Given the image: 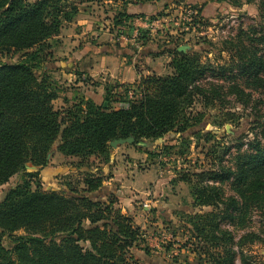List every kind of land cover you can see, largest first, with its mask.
Masks as SVG:
<instances>
[{"label":"trees","instance_id":"trees-1","mask_svg":"<svg viewBox=\"0 0 264 264\" xmlns=\"http://www.w3.org/2000/svg\"><path fill=\"white\" fill-rule=\"evenodd\" d=\"M153 1L161 0H125V4L143 6ZM77 12L68 0H0V56L20 54L16 62L0 60V186L28 171V165L37 168L30 169L0 201V264H136L126 255L138 230L114 210V201L108 198L112 191L103 187L100 178L86 174L80 190L64 184L66 191L46 192L38 180L32 188V181L47 166V154L57 144L63 157L84 161L107 156L113 140L159 142L169 132H184L199 122L192 125L188 115L196 99L203 107H212L220 98L222 85L200 83L207 74L222 78L235 73L245 79L246 88L264 93V45L262 51L250 52L242 43L235 46L230 62L214 68L201 63L196 54L171 53L172 74L142 78L139 97L125 109L88 100L56 110L51 80L37 70L51 59L49 40ZM141 16L123 9L117 17L127 21ZM261 22L258 44L264 43V19ZM228 88L243 93L234 84ZM247 147L238 149L230 166L219 162L215 171L192 175L197 180L191 186L198 205H224L229 219L233 213L242 217L252 209L264 210V142L254 139ZM184 181L191 182L186 177ZM205 181L229 182L237 198L224 199L221 187L203 185ZM217 228L213 226L214 231ZM195 229L202 234V228ZM20 230L24 235L14 236ZM5 236L12 239L9 250L2 246ZM222 259H214L213 264H233L234 253L229 250Z\"/></svg>","mask_w":264,"mask_h":264},{"label":"rangeland","instance_id":"rangeland-1","mask_svg":"<svg viewBox=\"0 0 264 264\" xmlns=\"http://www.w3.org/2000/svg\"><path fill=\"white\" fill-rule=\"evenodd\" d=\"M68 1L77 8L79 21L87 18L90 29L113 36V42L107 43L117 53L116 60L128 67L123 72L129 81L119 84V80L106 78L110 79L107 83L100 77L91 79L77 72L75 78L82 86H65L64 82L56 87L43 66L39 68V74L50 78L57 98L58 92L66 93L75 97L72 104L90 100H79L77 96L84 97L86 92L96 105L127 107L139 97L142 78L172 74L169 63L175 51L196 54L201 63L214 68L230 62L236 45L243 43L250 52L262 51L264 45L256 42L261 35L264 0H161L143 6L126 5L125 0ZM123 9L130 15L144 16L119 21L117 16ZM158 12L161 15H156ZM68 26L64 24L61 31L68 32ZM88 37L83 39L89 40ZM19 59L20 54L0 56V60L12 62ZM135 73L141 75L136 84L132 82ZM206 77L201 84L218 83L223 88L212 107H203L196 99L188 110L190 123L199 121L194 127L180 133L169 132L159 142L144 140L145 146L124 144L111 148L108 144L107 156H91L84 161L74 157L55 160L51 167L64 170L55 185L45 184L39 175L32 181V188L38 180L46 192L66 191L64 184L80 190L86 174L100 178L102 185L112 190L108 198L114 201V210L138 230V238L126 255L136 264H213L214 259L223 261L229 250L234 253L233 264H264V210L252 209L242 217L233 213L234 218L229 219L224 205H198L191 186L197 181L193 174L215 171L219 162L230 166L238 149L246 151L254 139L264 142V93L246 88L245 79L235 73H225L222 78L210 74ZM233 84L243 93H233L228 88ZM56 100V110L70 106L59 109L60 101ZM56 146L47 154L51 157L46 156L47 164L54 157L51 153ZM79 163L81 167H77ZM30 167L27 166L28 171ZM28 171L0 186V201L9 189L22 182ZM51 174L48 169L42 176L48 181ZM185 177L190 178V184L184 181ZM206 184L221 187L224 199L237 198L229 182H203ZM197 227L203 229L202 234ZM20 235H24L21 230L14 234ZM2 246L11 249V237H3Z\"/></svg>","mask_w":264,"mask_h":264},{"label":"crops","instance_id":"crops-1","mask_svg":"<svg viewBox=\"0 0 264 264\" xmlns=\"http://www.w3.org/2000/svg\"><path fill=\"white\" fill-rule=\"evenodd\" d=\"M79 18L80 16H77L72 22L68 23V32L64 33V30H62L58 36L49 40L51 46V59L43 65V71L51 77L56 87L62 86L64 82H67L65 86H69L68 83H71L72 86L75 87L82 86L75 78L77 72L91 79L100 77L101 81L105 82L107 80V83L110 79L119 80V84H123L124 82L129 83L128 80L124 79L125 73L123 72L128 67H124L123 62L120 63L116 60L115 57L117 53L114 51L113 46L107 43L113 42V36L105 32H97L94 29H90L91 21L87 18L83 21H79ZM78 26H82V29L75 30ZM87 35H89V40H86L87 38L83 39V37ZM105 41L106 43H104ZM102 42L105 45H102ZM140 77V74L135 73L132 82L136 84L139 82ZM85 93H83L84 97L77 95L79 100L90 99L95 102L94 99L87 96ZM58 95L59 97L56 101H60L59 109L66 105H71L75 101V97L71 98L66 93L58 92ZM60 96H62V98H60ZM51 154V156H54L51 162L39 173L41 178H43L42 180L47 185H55L57 181L56 178L64 171L63 169L51 167V164H53L55 160L66 159V157L60 155L56 150ZM48 169L52 174L48 178V181H45L42 173ZM66 172L65 170V173ZM103 187L110 190V187ZM105 192L107 193L106 190Z\"/></svg>","mask_w":264,"mask_h":264},{"label":"water","instance_id":"water-1","mask_svg":"<svg viewBox=\"0 0 264 264\" xmlns=\"http://www.w3.org/2000/svg\"><path fill=\"white\" fill-rule=\"evenodd\" d=\"M133 143H134V139L130 137V138H127V139H124V140L123 139L113 140V141L109 142V146L111 148H115V147H117L119 145H124V144L132 145ZM138 145L145 146L144 142H141ZM49 157H50V155L47 156V159ZM30 169L34 170V171L37 170V168H35V167H30Z\"/></svg>","mask_w":264,"mask_h":264},{"label":"built area","instance_id":"built-area-1","mask_svg":"<svg viewBox=\"0 0 264 264\" xmlns=\"http://www.w3.org/2000/svg\"><path fill=\"white\" fill-rule=\"evenodd\" d=\"M127 107H128V106H127ZM127 107H121V108L125 109V108H127Z\"/></svg>","mask_w":264,"mask_h":264}]
</instances>
